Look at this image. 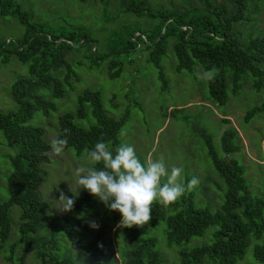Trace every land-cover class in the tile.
Listing matches in <instances>:
<instances>
[{
    "label": "trees",
    "instance_id": "16d2710c",
    "mask_svg": "<svg viewBox=\"0 0 264 264\" xmlns=\"http://www.w3.org/2000/svg\"><path fill=\"white\" fill-rule=\"evenodd\" d=\"M106 8L109 0H99ZM148 0H117L119 13L132 14L145 18L154 24L148 30H139L135 24L126 25L112 34L103 51H97L96 41L83 27H51L33 21L32 16L22 11L14 0H0V16L9 15L16 19L23 31L19 38L0 40V61L5 63L13 58L25 68V76L17 78L9 87V95L15 104L14 111L0 113V133L6 144L15 149L9 157L11 172L6 178L8 199L0 203V247L10 234L8 209L16 206L18 231L25 233L41 227L47 204L41 200L38 188L45 172L42 165L48 162L49 145L44 141L39 127L26 125L35 112L47 116L56 110L53 99L65 95L67 77L72 75L67 60L74 64L88 62L107 64V75L115 78L122 55L129 56L134 51H147L146 61L157 69L158 78L164 84L160 59L169 44L175 59L176 71L190 72L198 66L203 72L217 70L213 79L207 80L208 100L223 105L227 99L226 88L236 94L242 78L247 77L251 86L258 91L264 83V72L257 65L264 63V36L237 41L233 27L244 18L245 0H195L196 5L173 7L167 11L154 9ZM186 2H194L187 0ZM74 54H81L80 59ZM115 69V71H113ZM64 71L62 78L58 74ZM89 110L92 123L80 127L73 123L75 118L83 120ZM264 103L249 109L244 119L260 112ZM125 119L122 115L115 120L101 109L100 96L96 91L83 90L77 97L73 112H65L57 117L56 137L67 136L70 148L80 155L90 151L98 140L116 148L115 135ZM222 123L228 120L221 119ZM207 155L214 171L222 181L225 190L220 207L215 212L193 205L190 194H183L178 201L152 205V219L142 227L126 228L131 239L125 264H161L153 237H142L141 231L162 222L165 240L170 244H183L191 238L200 237L203 230L213 227L211 241L207 245L195 246L178 252L180 264H236L243 258L249 246L250 237L255 241L251 246V257L257 264H264V199L252 198L243 180V168L234 159H220L216 156L210 137L203 135ZM238 135L233 129H226L221 136L220 147L223 153L231 154L239 150ZM102 168V164L92 165ZM93 195L83 191L70 212H59L60 222L54 225L47 240L50 251L36 252L39 264H105L98 260L102 253V236L96 231L87 243L81 242L77 230L87 226L77 214L91 210ZM106 210L116 221L118 211ZM166 210L172 212L171 215ZM57 234L61 235L65 248L61 254ZM32 246H25V253ZM71 254V258L69 257ZM22 254L17 263L22 264ZM47 260V262H46Z\"/></svg>",
    "mask_w": 264,
    "mask_h": 264
},
{
    "label": "rangeland",
    "instance_id": "374dc122",
    "mask_svg": "<svg viewBox=\"0 0 264 264\" xmlns=\"http://www.w3.org/2000/svg\"><path fill=\"white\" fill-rule=\"evenodd\" d=\"M187 0H148L150 7L167 11L173 7L196 5ZM20 9L32 16L33 21L45 24L52 29L59 27H83L96 41L93 45L97 51H103L112 34L120 28L135 24L139 30H148L154 24L145 18H137L132 14L119 13L117 0H109L106 8L99 0H14ZM22 27L15 18L0 16V40L19 38ZM233 35L238 42L264 36V0H245L244 18L233 27ZM80 59L81 54H74ZM147 51L137 50L125 57L121 62L118 75L110 79L107 75V64L100 62L91 65L88 62L74 64L67 60L72 75L67 77L65 95L53 99L56 110L43 116L35 112L26 125L39 127L43 131V139L49 145L48 162L42 165L44 179L38 188V194L47 204L45 218L41 227L34 231L20 233L18 231V213L16 206L8 209L10 234L0 247V264H18L17 259L24 255L22 264H39L36 252L50 251L47 240L54 225L60 222L59 192L78 198L84 188L77 183L75 169L78 166H92L87 159V151L80 155L67 148L61 154L51 149V141L57 134V117L65 112H73L76 97L85 89L96 91L100 96L102 111L117 120L122 115L125 119L115 135L116 147L129 144L135 148L140 160L159 159L163 157L170 171L172 167H182V182L187 184L193 176L200 183L194 189L186 191L197 208H206L215 212L221 205L225 187L211 166L207 155L203 135L210 137L211 146L220 159H234L243 168V180L252 198L264 199V108L253 114L248 120L245 113L254 106L264 103V83L258 91L251 86L249 78H242L236 94H232L227 85V99L223 105H216L208 100L207 80L198 66L190 72L176 71L175 59L169 44L160 59L164 84L158 78L157 69L147 61ZM264 72V63L257 65ZM115 71V69L113 70ZM64 71L58 74L63 77ZM25 68L13 58L7 62L0 61V113L14 111L15 104L9 95L10 85L25 76ZM87 109V117L83 120L75 118L73 123L86 127L92 123ZM221 119L228 120L222 123ZM233 129L238 135L239 150L225 154L220 147L222 133ZM15 149L9 147L0 133V203L8 199L6 178L11 172L9 157ZM166 182V178H165ZM171 215L170 210H166ZM121 215V214H120ZM77 218L87 226L86 230H77L83 243L91 241L94 233L100 231L102 236V253L97 259L105 264H125L132 246L126 227H120L119 220L112 218L105 208V203L93 197L91 210L79 213ZM264 218V208L262 211ZM91 221L99 224L98 229L89 226ZM213 227L203 230L200 237L191 238L188 242L175 245L165 240V229L162 222L141 231L142 237H153L155 248L160 255L161 264H180L178 252L195 246L207 245L211 241ZM57 245L62 248L53 254H61L66 247L61 235ZM32 246L25 252L27 243ZM255 241L250 237L249 246L242 259L236 264H257L251 257V246ZM71 258V254H69ZM47 262V260H46ZM48 264V262H47ZM50 264V263H49ZM203 264H213L204 261Z\"/></svg>",
    "mask_w": 264,
    "mask_h": 264
},
{
    "label": "clouds",
    "instance_id": "9594fccd",
    "mask_svg": "<svg viewBox=\"0 0 264 264\" xmlns=\"http://www.w3.org/2000/svg\"><path fill=\"white\" fill-rule=\"evenodd\" d=\"M217 70L204 73L208 80L213 79ZM68 145L67 136L56 137L51 141V149L61 154ZM87 159L94 166H78L75 169L77 183L98 197L110 211L121 214L120 227H142L152 219V205L159 201L171 204L182 195L199 185L198 177L193 176L185 184L182 182V167H172L169 171L163 157L141 161L135 148L129 144H120L114 150L102 139L94 148L87 151ZM166 178V182H165ZM60 211L70 212L75 204V195L69 197L59 192ZM89 226L98 229L99 224L91 221Z\"/></svg>",
    "mask_w": 264,
    "mask_h": 264
}]
</instances>
